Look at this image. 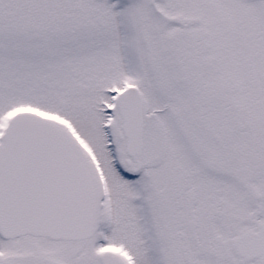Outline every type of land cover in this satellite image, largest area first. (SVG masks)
<instances>
[{
	"label": "snow or ice",
	"instance_id": "6c2138e0",
	"mask_svg": "<svg viewBox=\"0 0 264 264\" xmlns=\"http://www.w3.org/2000/svg\"><path fill=\"white\" fill-rule=\"evenodd\" d=\"M0 264H264V0H0Z\"/></svg>",
	"mask_w": 264,
	"mask_h": 264
}]
</instances>
